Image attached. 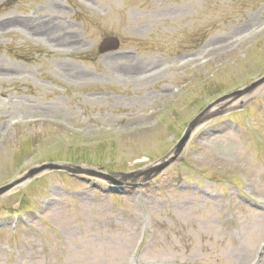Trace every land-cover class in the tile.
Returning <instances> with one entry per match:
<instances>
[{
    "label": "rangeland",
    "instance_id": "obj_1",
    "mask_svg": "<svg viewBox=\"0 0 264 264\" xmlns=\"http://www.w3.org/2000/svg\"><path fill=\"white\" fill-rule=\"evenodd\" d=\"M108 34L120 46L99 53ZM263 74L264 0H0V185L18 179L0 198V264H264V88L140 186L144 222L139 191L22 179L53 160L145 167L206 101ZM115 178L94 181L132 186Z\"/></svg>",
    "mask_w": 264,
    "mask_h": 264
},
{
    "label": "water",
    "instance_id": "obj_2",
    "mask_svg": "<svg viewBox=\"0 0 264 264\" xmlns=\"http://www.w3.org/2000/svg\"><path fill=\"white\" fill-rule=\"evenodd\" d=\"M263 80H264V78L261 79V80H259L256 84H253L251 87H253V86H255V85L261 83ZM187 139H188V135H185V136L180 140V142L178 143V148H179V150L183 147V145L185 144V142L187 141ZM179 150H178V151H179ZM47 166H49L50 169H54V168H56V167H62V166H58V165H56V164H49V165H47ZM163 166H164V165H163Z\"/></svg>",
    "mask_w": 264,
    "mask_h": 264
}]
</instances>
